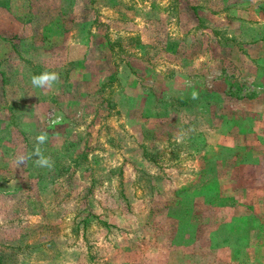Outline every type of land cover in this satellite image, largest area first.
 <instances>
[{
	"label": "rangeland",
	"instance_id": "374dc122",
	"mask_svg": "<svg viewBox=\"0 0 264 264\" xmlns=\"http://www.w3.org/2000/svg\"><path fill=\"white\" fill-rule=\"evenodd\" d=\"M263 197L264 0H0V264H237Z\"/></svg>",
	"mask_w": 264,
	"mask_h": 264
},
{
	"label": "crops",
	"instance_id": "0c3cea01",
	"mask_svg": "<svg viewBox=\"0 0 264 264\" xmlns=\"http://www.w3.org/2000/svg\"><path fill=\"white\" fill-rule=\"evenodd\" d=\"M256 211L264 212V202L258 205V208ZM248 214H250V211L243 212L241 216L248 215ZM256 219H258V216ZM256 219H252V220L254 221ZM234 221H238V220H234ZM239 224L241 225V229L243 231L237 232V233L238 234H246V233L251 234L252 240L254 238V242H252L250 246L246 248L247 251L243 253H235V252L229 253L227 259H229V261L241 260L240 263H237V264H264V220L258 219L257 222L250 223L246 219H241V221H239ZM251 226H255L253 231L256 229L257 230L256 234L252 233L250 229ZM247 228L250 229L251 233H249L248 231L244 233V229H247ZM235 238L236 239L241 238L242 240V235L241 236L237 235Z\"/></svg>",
	"mask_w": 264,
	"mask_h": 264
},
{
	"label": "clouds",
	"instance_id": "9594fccd",
	"mask_svg": "<svg viewBox=\"0 0 264 264\" xmlns=\"http://www.w3.org/2000/svg\"><path fill=\"white\" fill-rule=\"evenodd\" d=\"M60 80L59 73L56 72H43L39 75H33L31 77V84L33 87L37 88H51L55 83H58ZM197 98L196 94L193 93V99ZM61 121V118H56L52 121L53 124H59ZM48 134L46 132L40 133L36 137V146L34 147V151L31 154L24 155L20 154L15 158V163L19 165H23L27 162V160L31 159L32 156L37 157L35 160V164L38 167L42 168H51L53 167V161L51 157L45 156L43 154V151L41 150L40 145H43L47 141Z\"/></svg>",
	"mask_w": 264,
	"mask_h": 264
},
{
	"label": "trees",
	"instance_id": "16d2710c",
	"mask_svg": "<svg viewBox=\"0 0 264 264\" xmlns=\"http://www.w3.org/2000/svg\"><path fill=\"white\" fill-rule=\"evenodd\" d=\"M106 46H110V43H108V41L106 42ZM115 75L112 73L111 76L108 77L109 80H114Z\"/></svg>",
	"mask_w": 264,
	"mask_h": 264
}]
</instances>
